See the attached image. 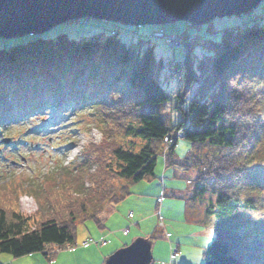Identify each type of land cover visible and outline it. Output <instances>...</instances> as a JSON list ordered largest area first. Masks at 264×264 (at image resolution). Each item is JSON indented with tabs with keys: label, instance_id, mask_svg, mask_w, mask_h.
<instances>
[{
	"label": "trees",
	"instance_id": "obj_1",
	"mask_svg": "<svg viewBox=\"0 0 264 264\" xmlns=\"http://www.w3.org/2000/svg\"><path fill=\"white\" fill-rule=\"evenodd\" d=\"M250 17L219 38L213 21L199 39L189 28L171 33L184 38L178 61L158 56L151 36L128 42L116 28L80 38L59 31L0 39V136L22 118L87 107L95 109L102 133L80 166L60 162L42 184L22 188L38 202L33 213L20 210V187L0 182V252H41L53 262L60 252L51 257V246L75 244L79 224L88 220L103 226L99 213L125 200L131 183L152 177L160 152L166 169L176 164L178 142L169 149L163 142L183 131L193 146L189 155L213 153L203 154L206 171L197 170L216 193L207 221L215 237L204 264H264V13ZM176 74L183 78L176 102L183 119L173 124L163 116L169 99L163 83ZM146 238L154 246V234Z\"/></svg>",
	"mask_w": 264,
	"mask_h": 264
},
{
	"label": "rangeland",
	"instance_id": "obj_2",
	"mask_svg": "<svg viewBox=\"0 0 264 264\" xmlns=\"http://www.w3.org/2000/svg\"><path fill=\"white\" fill-rule=\"evenodd\" d=\"M262 12L264 13V0L251 13L215 18L211 29L219 38L221 31L226 27L243 26L252 19L251 15ZM82 20L58 25L46 34L65 31L72 37L80 38L116 28L119 36L128 42L137 40L140 36H151L157 55L165 60L173 58L178 61L185 56L183 48L170 46L158 35L162 25L133 26L93 18L86 19L84 23ZM208 26L190 27L185 21L163 25L167 33H181L185 28H189V34L206 32ZM134 30L139 31L140 35H133ZM195 53L198 55L197 59L203 56L200 44L197 45ZM182 83L180 74L172 78L166 77L163 83L169 96L163 108V116L169 123L177 124L183 119L181 110L176 108ZM191 95L189 93L185 99H190ZM96 119L93 107L68 108L61 113L49 110L35 118L30 117L29 120L18 124L13 123L12 128L1 133L2 138H10V142L4 143L0 140V182L6 181L7 189L20 187V210L33 213L39 207L37 200L22 188L32 183L42 184L45 174L54 170L60 162L65 167L82 164L85 150L89 148L90 143H98L102 139ZM190 149H193L192 144L182 138L178 142L177 155L174 156L176 164L169 165L167 169L166 157L160 152L154 175L131 183V194L125 200L110 204L109 209L107 208V213L110 211L107 220V213L104 215L103 210L101 211L103 226L95 220L79 224V246L75 252L62 249L53 262L41 252L20 257L0 252V264H104L108 256L124 244L131 243L137 237H148L152 234L155 240L153 264H204L203 251L215 237L207 221L211 217L209 211L216 204V193L208 181L197 179V170L206 171L207 160L203 154H210L211 157L213 153L205 148L196 159L188 154ZM194 153L198 154V148L194 149ZM198 164L200 166L197 167ZM86 185H89V182ZM201 188L205 190L201 191ZM161 196L162 203L158 202ZM124 229L128 230L127 235L123 233ZM167 232L172 236L166 238ZM88 238L93 240L91 245H80ZM104 238L109 240V243L94 244ZM174 246L180 248V254L175 258L172 257Z\"/></svg>",
	"mask_w": 264,
	"mask_h": 264
},
{
	"label": "water",
	"instance_id": "obj_3",
	"mask_svg": "<svg viewBox=\"0 0 264 264\" xmlns=\"http://www.w3.org/2000/svg\"><path fill=\"white\" fill-rule=\"evenodd\" d=\"M262 1L0 0V39L42 35L58 25L92 18L133 26L179 21L193 26L209 25L218 17L250 13ZM153 260V244L140 236L111 253L104 264H152Z\"/></svg>",
	"mask_w": 264,
	"mask_h": 264
},
{
	"label": "built area",
	"instance_id": "obj_4",
	"mask_svg": "<svg viewBox=\"0 0 264 264\" xmlns=\"http://www.w3.org/2000/svg\"><path fill=\"white\" fill-rule=\"evenodd\" d=\"M158 35H161L167 41V43L170 46L176 47V48H184V43L185 42H184V38L182 37V35H180V34H171V33L167 34V33H165L164 29H162V28L159 30ZM191 38L192 39H196V38L199 39V38H201V36L198 35V34H192L191 35ZM182 136H183V131H179L176 134H174V133L173 134L172 133L167 134L165 136V138H164L165 149H169L175 143L177 144L178 140ZM107 211H108L107 208H105V211L103 210L104 215H106ZM101 214H102V212L100 213V215L98 216V218L100 220H104L102 218ZM107 215H108V213H107ZM169 235L170 234H168V236ZM92 242H93V240L88 238L87 240L83 241L82 244L86 247V246L90 245ZM100 243L105 244L106 241L105 240H100V241H96L94 244H100ZM76 247H78V243L70 244V245H67L66 246V248L68 250H70V251H74L76 249ZM55 248H56V250H54ZM62 248H65V247H62ZM62 248L61 247H58V246H55V245L54 246H51V253L54 254V253L58 252L60 249H62ZM177 252H178V249L175 248L174 254L176 255Z\"/></svg>",
	"mask_w": 264,
	"mask_h": 264
},
{
	"label": "snow or ice",
	"instance_id": "obj_5",
	"mask_svg": "<svg viewBox=\"0 0 264 264\" xmlns=\"http://www.w3.org/2000/svg\"><path fill=\"white\" fill-rule=\"evenodd\" d=\"M113 264H115V261H113Z\"/></svg>",
	"mask_w": 264,
	"mask_h": 264
}]
</instances>
